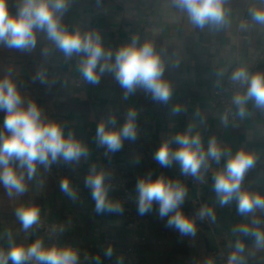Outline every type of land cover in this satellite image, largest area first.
Instances as JSON below:
<instances>
[{
	"label": "crops",
	"instance_id": "0c3cea01",
	"mask_svg": "<svg viewBox=\"0 0 264 264\" xmlns=\"http://www.w3.org/2000/svg\"><path fill=\"white\" fill-rule=\"evenodd\" d=\"M9 12L15 14L20 0H6ZM258 0H229V24L222 28L194 27L187 15L173 6L172 0H72L62 23L70 31L82 33L99 32L102 44L113 54L138 38V46L146 40L152 41L164 63L163 78L172 86V99L165 105L151 98L142 89H137L127 99L114 75L105 72L98 85H91L78 72L83 54L65 58L62 52L47 39L45 33H37V45L31 51L9 49L0 45V78L11 72L22 93L25 104L35 102L43 116L64 126L65 133L71 131L77 139L87 145L90 155L78 164L63 160L55 166H73L70 179L77 199L73 200L60 187L61 181L49 175V169L40 166L36 177L28 181V190L22 196L9 197L0 186V248H9L8 235L17 245L25 247L45 237L34 226L24 231L15 211L24 204H35L40 215L52 223L62 224L64 233L62 247L79 250L80 264H116L122 258L123 249L131 243V233L124 229L122 214H97L90 190L84 178L95 164L104 168L106 161L100 156L103 147L95 143L97 124L115 115L117 127L124 122L130 107L138 112V137L125 140L114 159L120 168L130 175L131 187L136 198L138 177L149 172L153 179L160 175L176 178L181 175L179 165L173 162L168 168L161 167L154 159L155 150L162 138H171L193 125V133L199 132L203 147L207 150L212 138L220 137L225 128L221 118V107L213 101L212 91L221 87L233 72L235 65L246 67L251 72L256 63L264 73V24H259L248 15L250 7H261ZM244 15L249 18L245 35L238 37L239 23ZM48 54H44V49ZM114 59V56H113ZM37 71L46 73V82H33ZM179 104L182 111L171 114L170 109ZM4 113L0 112V126ZM226 141L232 154L243 149L254 154L255 166L250 169L242 187L264 195V110L247 105V115L237 117L227 127ZM173 148L177 145L173 144ZM227 156L223 158L226 163ZM188 193L182 210H193L192 201L196 191L187 187ZM109 197L118 200L109 191ZM207 204L216 214L215 222L197 230L196 236L181 237L174 229L165 227L167 218L158 216V205L143 215L147 222L141 227V243L138 264H205L209 253L216 247L217 239L227 257L237 239L246 245L247 264H264V250H257L252 239L232 229L253 219L264 221V212L257 211L255 217L237 214L236 202L220 206L213 191L211 178L202 194V205ZM124 209V208H123ZM124 212V211H123ZM108 236L113 256H104V238ZM123 261V258H122ZM11 264V261H9ZM124 264V263H123Z\"/></svg>",
	"mask_w": 264,
	"mask_h": 264
},
{
	"label": "clouds",
	"instance_id": "9594fccd",
	"mask_svg": "<svg viewBox=\"0 0 264 264\" xmlns=\"http://www.w3.org/2000/svg\"><path fill=\"white\" fill-rule=\"evenodd\" d=\"M72 0H20L15 14L9 12L6 0H0V45L9 49L31 51L37 45V33H45L57 50L65 58L74 54H83L78 72L83 80L91 85H98L105 72L112 73L127 99L137 89H142L151 98L162 104H169L172 99V86L163 78L164 63L155 50L152 41L146 40L138 46V38L133 37L130 44L119 48L115 54L106 50L99 32L70 31L62 23L63 15L69 10ZM229 0H172L173 6L184 12L190 23L197 28H222L229 24ZM264 5V0H258ZM100 3V0H97ZM248 15L259 24H264V6L250 7ZM247 25L241 23L243 29ZM44 54H48L45 48ZM114 56V59H113ZM46 73L37 71V79L46 82ZM230 81L245 88L242 93L233 95L232 103L235 114L240 118L247 115V105L252 102L257 109L264 110V73H251L240 66L233 70ZM171 114L182 111L179 104L171 109ZM0 112L3 117L0 126V186L9 197L22 196L28 190V181L33 180L40 166L50 169L53 163L63 160L68 164H78L90 155L86 144L77 139L64 126L56 121L47 120L38 105L29 101L25 104L22 93L11 72L0 78ZM138 112L130 107L125 113L124 122L117 127L115 115L107 120L101 119L95 132V143L105 149L104 155L110 157L120 151L125 140L135 141L138 137ZM227 122V116L221 118ZM175 144L177 147L173 148ZM228 157L223 168L213 176V191L220 206L236 202L237 214L242 217H255L259 210L264 212V195L242 187L247 172L255 166L253 153L243 149L232 154L230 149L221 147L215 138L204 149L199 132L193 133V125H188L184 132H177L171 138H162L155 150L154 159L168 168L176 162L181 175L191 176L203 182L202 169L206 170L211 159L219 164ZM109 173L104 168L93 164L84 178L85 187L90 190L97 214H122L123 204L109 197L110 184L106 181ZM61 190L71 199H77L70 180H61ZM137 212L143 216L153 211L158 205V216L167 218L165 227L174 229L181 237H195V220L182 210L188 189L179 180H172L160 175L153 179L152 173L138 177L136 182ZM17 220L24 231H29L40 222V208L35 204H24L15 211ZM197 216L215 222L216 214L207 204L200 206ZM233 233H240L254 242L257 250H264V221L253 219L251 223H242L233 227ZM9 248H0V264H80V253L72 247H45L40 239L28 246L17 245L8 235ZM246 245L237 239L227 258V264H247ZM113 247L104 250V256L111 259ZM95 264H101L95 258ZM116 264H123L118 257ZM205 264H214L209 257Z\"/></svg>",
	"mask_w": 264,
	"mask_h": 264
},
{
	"label": "built area",
	"instance_id": "2783aa9c",
	"mask_svg": "<svg viewBox=\"0 0 264 264\" xmlns=\"http://www.w3.org/2000/svg\"><path fill=\"white\" fill-rule=\"evenodd\" d=\"M249 18L247 15H244L239 23L238 27V37L242 38L245 35L246 29L249 24ZM241 23H245L247 26L241 28ZM240 67L237 63L233 70ZM260 72L259 63L255 64L254 69L250 72L256 73ZM246 89L239 86L238 84L234 85L230 79H226L224 84L212 91V97L214 104L221 107L223 115L227 116V122L224 124L225 128L222 131L220 137L216 138L217 143L228 149L229 143L225 139L227 127L234 123L237 119L235 114L236 109L232 103V97L234 94L244 92ZM105 149L100 152V156L106 161L105 170L109 173V178L106 181L110 184V192L117 196L118 201L123 204L124 212V229L131 233V243L123 249V263L124 264H138L139 263V248L141 243L140 230L141 227L147 222V219L137 212V198L134 195L133 189L131 187L130 175L127 170H124L119 167L117 161L114 159L112 154L110 157L104 155ZM224 166V160L222 159L219 164H216L214 161L209 159L208 167L206 170L202 169L203 182L200 180H195L191 176L180 175L176 178H170L172 180H179L187 187H190L196 191V197L193 199V210L183 212L192 217L197 225V230L205 229L210 226V220L205 218L201 220L197 216V212L202 205V194L208 185V182L212 178L213 174L216 171H219ZM74 167L73 166H55L49 169V175L55 179L61 181L65 177L69 180L73 177ZM41 234L45 237L46 246H59L62 247V237L64 233V226L62 224L52 223L48 221L44 216L40 215V222L35 226ZM103 245L105 247L110 246L109 237L106 236L103 240ZM74 248V247H72ZM209 257L214 260V264H227V255L223 250L221 245V238L217 239L216 247L212 249L209 253ZM31 264V262H29Z\"/></svg>",
	"mask_w": 264,
	"mask_h": 264
}]
</instances>
